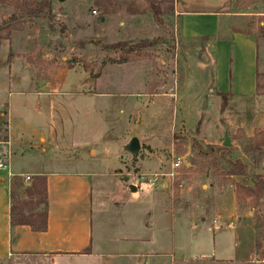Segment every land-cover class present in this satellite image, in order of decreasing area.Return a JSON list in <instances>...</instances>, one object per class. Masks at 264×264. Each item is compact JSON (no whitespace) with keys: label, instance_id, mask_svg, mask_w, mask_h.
I'll list each match as a JSON object with an SVG mask.
<instances>
[{"label":"crops","instance_id":"0c3cea01","mask_svg":"<svg viewBox=\"0 0 264 264\" xmlns=\"http://www.w3.org/2000/svg\"><path fill=\"white\" fill-rule=\"evenodd\" d=\"M230 8L231 0H174L173 5L179 35L200 42L206 61L201 67L213 74L208 98L216 104L211 118L216 131L224 133L232 126L247 137L258 138L264 136L258 43L243 33H228ZM32 39L26 35L25 44ZM15 47L11 35L0 40V120H4L0 124V157L10 153L8 169H0V264H8L20 254L45 258L49 264H247L251 260L253 228L239 225L234 215L226 222L238 248L234 255L176 259L177 214L166 185L159 190L135 182L127 189L128 178L125 181L127 175L120 168L104 169L93 160L97 119L127 118L130 94L97 90L98 81L79 67L50 69L52 53L47 48L40 57L32 58L24 49L12 52ZM64 59L54 65L62 66ZM222 66L227 73L233 72L231 87L228 79L221 80ZM220 94L226 95L227 103L222 112ZM144 95L140 93V98ZM62 105H69L71 111L65 113ZM140 112H136L138 117ZM205 115L208 123V109L203 119ZM174 118H180L176 112ZM200 127L199 137L205 134L204 120ZM128 133L124 130L119 138L121 148ZM143 152L140 147V155ZM43 180L46 230L11 226V206L18 204L15 213L27 214L31 205L32 209L39 205L32 185L40 191ZM14 182L25 192L26 203L11 190ZM116 182L120 184L114 191ZM117 224L124 226L123 231H116ZM247 229L248 238L244 236Z\"/></svg>","mask_w":264,"mask_h":264},{"label":"rangeland","instance_id":"374dc122","mask_svg":"<svg viewBox=\"0 0 264 264\" xmlns=\"http://www.w3.org/2000/svg\"><path fill=\"white\" fill-rule=\"evenodd\" d=\"M150 5L146 0H0V37L11 35L17 48L12 52L24 49L32 58L40 57L47 48L52 53L50 69L79 67L91 80L98 81L97 90L130 94L127 118L97 119L93 158L104 169L120 168L127 175V189L139 183L143 174L169 172L172 156L187 155L173 180L162 178L154 187L163 190L166 185L177 214L176 259L234 255L238 248L226 229L229 216L234 215L239 225L254 231V254L247 264H264V197L257 200L248 191L253 187V175L264 176V136L247 137L242 130L230 126L225 129L230 146L223 145L224 133L213 126L216 104L208 98L213 74L201 67L206 61L200 42L179 35L174 1L156 0ZM230 13L228 33L237 31L258 43L259 89L264 90V0H231ZM26 35L33 37L28 44ZM139 39L152 46L126 56L124 47ZM124 56V64L109 62ZM61 58H65V64L54 65ZM220 75L222 81L228 79L231 87L233 72L227 73L222 66ZM140 93L146 95L140 98ZM219 104L220 100L218 107ZM226 105V100L224 107L221 101V112ZM62 106L65 113L71 111L69 105ZM205 109L209 111L208 123L206 115L203 119ZM175 112L179 119L174 118ZM69 116L71 122L73 116ZM202 120L205 134L199 137ZM124 130L134 133L144 151L142 155L139 151L134 160L121 148L119 138ZM209 145L216 150L207 152ZM84 155L92 158L90 152ZM233 162L245 167V176L230 174L229 163ZM119 184L113 186L114 191ZM17 188V198L26 203L25 192ZM36 206L32 209L31 205L28 213L35 212ZM123 227L117 224L116 231H123ZM244 236L249 237L248 229ZM8 264L49 261L20 254L10 258Z\"/></svg>","mask_w":264,"mask_h":264},{"label":"trees","instance_id":"16d2710c","mask_svg":"<svg viewBox=\"0 0 264 264\" xmlns=\"http://www.w3.org/2000/svg\"><path fill=\"white\" fill-rule=\"evenodd\" d=\"M146 1L152 5V3L155 2L156 0H146ZM158 1L167 2V3H173L174 0H158ZM153 14L155 16H157V11L154 10ZM235 33H240V32L236 31ZM7 38H8V36L0 37V40H5ZM208 39H210V38H208ZM145 46L149 47V46H152V44L149 43V42L146 43V42L140 41V39H139L135 43L127 44L124 47V54L127 56L130 53H132V52L136 53V52L140 51ZM109 62L115 63V64H124V63L127 62V58L124 56V57L118 58L116 60L111 59ZM219 96L221 97L222 106L224 107L225 106L226 95L225 94H220ZM214 150H216L214 146H210L209 145V146L206 147V151L207 152H212ZM229 165L231 166L230 174L232 176H245L246 169H245V167L243 165H240L238 162L229 163ZM251 182L253 184V187L252 188H248V191L257 200H259L261 197H264V176L263 175H253L251 177ZM41 186H42V189L40 191H38L36 186L34 184L32 185L34 193L39 198V206H36V207H39V208H37L35 210V212L27 213V214H22V213L16 214L15 210H17V208H18V204L14 205V206L13 205L11 206V211H10V225L11 226L27 225V226L30 227V229L32 231H35V232H42V231L46 230V215H47L46 206H47V204H46V201H45L46 190H45V182H44V180H43V183H42ZM17 187H19V185H16L15 182H14L11 185V190H13V192H14L15 188H17ZM13 192H12V194H13Z\"/></svg>","mask_w":264,"mask_h":264},{"label":"built area","instance_id":"2783aa9c","mask_svg":"<svg viewBox=\"0 0 264 264\" xmlns=\"http://www.w3.org/2000/svg\"><path fill=\"white\" fill-rule=\"evenodd\" d=\"M187 155L183 156H172V161L170 162V170L167 173H149L143 174L140 177V182L147 184L148 186L154 188L158 185L162 178H165L167 181L173 180L179 173L178 169H182L184 166V159ZM10 157V153L7 151L5 153V158L0 157V169L5 170L8 169V160ZM29 178L26 177L25 180ZM139 182V183H140ZM164 184V183H163Z\"/></svg>","mask_w":264,"mask_h":264},{"label":"water","instance_id":"95a60500","mask_svg":"<svg viewBox=\"0 0 264 264\" xmlns=\"http://www.w3.org/2000/svg\"><path fill=\"white\" fill-rule=\"evenodd\" d=\"M223 145L225 147L230 146V141L227 135V132H224V141H223ZM124 153H127L131 156V159L134 160L136 159L139 151H140V145H139V141L138 139L134 136V133L130 134V139L129 141L123 146L122 148ZM125 181L127 180V178H124Z\"/></svg>","mask_w":264,"mask_h":264}]
</instances>
